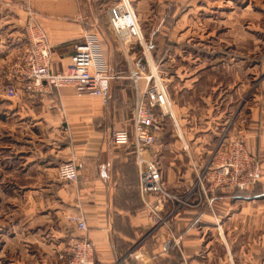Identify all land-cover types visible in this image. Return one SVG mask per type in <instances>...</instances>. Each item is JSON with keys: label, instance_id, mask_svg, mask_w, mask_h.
Segmentation results:
<instances>
[{"label": "crops", "instance_id": "1", "mask_svg": "<svg viewBox=\"0 0 264 264\" xmlns=\"http://www.w3.org/2000/svg\"><path fill=\"white\" fill-rule=\"evenodd\" d=\"M130 1L148 53L152 33L179 30L181 19L199 14L202 8L200 0ZM117 2L30 3L51 48L53 73L67 69L87 32L97 36L104 69L112 77L104 102L73 87L50 93L22 91L17 98H6L2 94L5 67L27 45V16L26 0H0V264H56L66 240L83 234L68 222L74 216L85 221L94 264H264V213L259 209L239 210L240 231L221 230L234 221L236 199H243L244 207L264 206V200L241 198L231 191L216 193L209 204L203 200L179 210L170 220L178 241L163 253L166 230L152 227L144 201L153 204L155 199L139 193L132 146L111 142L112 132L131 131L137 94L133 85V92H127L120 83L130 80V68L140 70L136 53L131 52L139 46L120 43L111 31L108 12ZM176 115L170 110L179 128ZM198 123L194 136L202 144L193 146L194 157L210 160L218 127L211 119ZM158 151L155 146L151 153L157 156ZM67 162L76 166L75 181L58 177L59 166ZM160 171L162 184L171 192L188 191L195 181L192 170ZM171 207L167 204L163 215Z\"/></svg>", "mask_w": 264, "mask_h": 264}, {"label": "rangeland", "instance_id": "2", "mask_svg": "<svg viewBox=\"0 0 264 264\" xmlns=\"http://www.w3.org/2000/svg\"><path fill=\"white\" fill-rule=\"evenodd\" d=\"M199 2L202 7L199 14L184 20L180 18L179 30L152 33L149 41L152 43L147 45L149 53L144 47L131 51L136 53L135 63L140 70L134 69L139 77L144 80L147 76L157 77L166 88L170 110L178 114L179 128L171 116L162 119L155 145L159 149L158 155L154 152L152 158L160 170H200V164L209 160L208 157H194L193 146L198 148L202 144L194 136L195 124L198 126L201 124L198 122L204 124L211 119L218 127L217 142L222 137L229 139L227 143L232 145L242 141L249 164H257L262 170V177L253 186L244 190L224 188L218 192L231 191L241 198L264 200V0ZM196 5L199 7L198 3ZM197 21L200 25H196ZM142 79L138 81L140 90L144 86ZM120 84L127 92H133V86L135 89L131 80H122ZM167 191L173 195L187 192ZM216 192L210 194L207 191V199L211 201ZM196 200L198 197L192 198V201ZM201 200L206 202L203 196ZM236 201L232 213L234 221L223 226V232L227 229L240 231L239 210L242 208L259 209L264 213L262 205L244 207L243 199Z\"/></svg>", "mask_w": 264, "mask_h": 264}, {"label": "built area", "instance_id": "3", "mask_svg": "<svg viewBox=\"0 0 264 264\" xmlns=\"http://www.w3.org/2000/svg\"><path fill=\"white\" fill-rule=\"evenodd\" d=\"M31 1L26 0L25 3L27 18L24 36L27 45L21 55L5 67L2 94L6 98L14 99L22 91L27 94L50 93L54 89L73 87L80 93L97 96L106 102L112 77L104 69L103 54L97 36L87 32L70 57L67 69L61 73L51 72V48L45 32L36 22L30 6ZM108 13L111 31L119 42L125 41L142 48L143 36L129 0H118L117 5L110 8ZM129 71V79L133 81L138 95L131 117V131L124 129L112 132L111 142L114 145L132 146L138 175V190L142 198L147 195L154 196L153 204L145 201L144 204L153 229L166 230L162 250L163 253H167L178 241L170 225V218L173 215L184 207L201 202V196L209 204L207 191L212 194L215 190L224 188L244 190L253 186L260 180L261 170L257 164H249L242 141L232 145L227 143L229 139L222 137L217 142L210 160L202 169L194 170L195 181L190 189L184 194H179L180 196L170 194L163 187L161 171L151 153L161 131L162 119L170 116L166 88L157 77L146 75L145 83L135 69L130 68ZM141 79L144 86L140 90L138 81ZM58 177L61 180L75 181L77 179L75 164L73 162L61 164L58 168ZM194 197H198V200L192 201ZM170 203L173 207L163 215L165 206ZM68 222L83 234L71 236L66 240L64 247L58 252V263L94 264L93 248L84 235L87 231L85 221L80 216H74L68 217Z\"/></svg>", "mask_w": 264, "mask_h": 264}, {"label": "trees", "instance_id": "4", "mask_svg": "<svg viewBox=\"0 0 264 264\" xmlns=\"http://www.w3.org/2000/svg\"><path fill=\"white\" fill-rule=\"evenodd\" d=\"M216 193H217V194H219V192H218V191H217ZM217 194H216V195H217Z\"/></svg>", "mask_w": 264, "mask_h": 264}, {"label": "bare ground", "instance_id": "5", "mask_svg": "<svg viewBox=\"0 0 264 264\" xmlns=\"http://www.w3.org/2000/svg\"><path fill=\"white\" fill-rule=\"evenodd\" d=\"M168 109V108H167Z\"/></svg>", "mask_w": 264, "mask_h": 264}]
</instances>
